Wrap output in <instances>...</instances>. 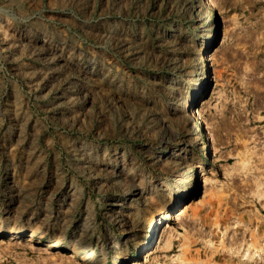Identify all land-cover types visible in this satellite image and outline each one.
Listing matches in <instances>:
<instances>
[{
  "label": "rangeland",
  "instance_id": "rangeland-1",
  "mask_svg": "<svg viewBox=\"0 0 264 264\" xmlns=\"http://www.w3.org/2000/svg\"><path fill=\"white\" fill-rule=\"evenodd\" d=\"M0 225V264H264V0H0Z\"/></svg>",
  "mask_w": 264,
  "mask_h": 264
},
{
  "label": "bare ground",
  "instance_id": "bare-ground-1",
  "mask_svg": "<svg viewBox=\"0 0 264 264\" xmlns=\"http://www.w3.org/2000/svg\"><path fill=\"white\" fill-rule=\"evenodd\" d=\"M206 3H207V5H211V0H204ZM212 8V7H211ZM211 12L214 14V9L212 8L211 9ZM210 15V17L212 16V14H209ZM202 58V60H203V56L201 57ZM191 101L189 102V106L191 105ZM194 115V114H193ZM199 139V138H198ZM200 148H206V151H207V144H206V142H204V144L200 147ZM174 154H176L175 152H174ZM179 196V195H178ZM172 197V199H171V201H172V203L173 204H177V202H178V199L175 197V196H171ZM183 213H184V209H183V207L182 206H179V207H176V209H175V213H174V218L175 219H177V220H181L182 219V216H183ZM162 221V218H161V215H159L158 216V219L157 218H154V219H152L151 221H150V225H149V227H150V229H152L153 231H155V230H157L156 228H157V226H158V224L160 223ZM1 226V225H0ZM17 232L16 231H13V234H16ZM147 235H149V233H147ZM146 246V244H145V242H143V244H142V246L141 247H145ZM74 251L75 252H79V248L77 247V246H75L74 247ZM132 263L131 264H138V262L137 261H135V260H132L131 261Z\"/></svg>",
  "mask_w": 264,
  "mask_h": 264
}]
</instances>
